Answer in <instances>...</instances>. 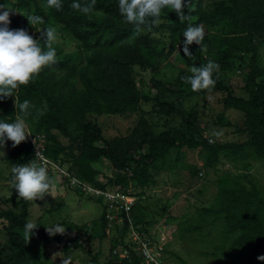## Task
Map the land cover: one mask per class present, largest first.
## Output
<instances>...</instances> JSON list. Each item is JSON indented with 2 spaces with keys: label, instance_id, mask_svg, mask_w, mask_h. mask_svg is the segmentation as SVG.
<instances>
[{
  "label": "trees",
  "instance_id": "16d2710c",
  "mask_svg": "<svg viewBox=\"0 0 264 264\" xmlns=\"http://www.w3.org/2000/svg\"><path fill=\"white\" fill-rule=\"evenodd\" d=\"M203 0H191L190 20L181 21L175 11L165 9L159 18V24L141 25L139 30L126 22L118 8V0H78L81 4H91L93 11L84 13L71 7L73 0H62L60 9L50 7L47 0H17L9 8L11 29H25L29 32L30 22L21 12H33V15L47 13V22L57 25L60 33L77 44L85 52L86 64L78 67L71 53L59 57L61 50H56L55 63L45 66L29 83L19 85L14 91L15 97L0 100V117L9 121L19 113L18 104L30 101L26 121L32 123L33 133L46 139L45 156L73 178L88 187L101 192H108L117 186L125 196L131 182L137 186H146L149 171L164 159L171 150L205 149L207 165L212 167L218 162L220 154L235 158L251 152L258 158H264V67L259 62V47L264 42V0H215L210 9H204ZM0 4H6L0 0ZM7 6V5H6ZM16 8L18 9L17 11ZM14 11V12H12ZM188 23L203 27L209 42H219L216 58L212 59L219 66L227 64L238 55H250L248 75L244 91L247 95L236 97L222 83H215L210 89L198 90L203 93L227 92L223 104L227 109L238 110L245 115L239 133H246L249 139L244 143H215L206 139L195 138L193 132L171 136L169 133L155 134L143 127L132 140V146L116 149L102 134L101 128L89 119V115H119L136 113L142 102L155 101L165 115H177L189 123L188 115L173 102L160 101L157 96L144 95L136 82V69L147 71L154 69L162 51L155 46L151 33L166 30L169 32L171 47L167 56L174 54L179 45L182 54L181 69L175 84L163 87L171 95H177L186 82L183 77L191 75L193 65H199L201 54L189 45L191 57L183 52V31ZM217 28L222 34L213 33ZM41 42L42 39H40ZM45 50L47 45L44 46ZM215 78V76H214ZM216 79V78H215ZM260 79V80H258ZM145 149V151H143ZM35 159L33 145L26 139L13 147V164L26 163ZM107 160L115 176H104L101 166ZM124 173V174H122ZM103 176L100 181L99 177ZM12 181L13 178L11 177ZM104 179L106 182H104ZM12 208L0 205V227L6 232L7 245L0 249V264H51L37 261L29 254L31 244L43 243L61 247L66 258L71 257V249L78 244L88 253L90 264H102L99 254L85 249V243L93 242L89 232L74 223H62L64 233L49 235L39 221L34 223L32 236L26 240L23 236L24 225L30 221V203L20 198L16 189L5 200ZM131 210V209H130ZM203 215L223 216L227 232L239 233L235 241L243 264H264L258 259L264 255V195L255 186L249 189L239 178L222 181L220 192L215 201V208H203ZM125 218L124 229L137 232L141 227L149 229V224L142 216L132 214L131 220L122 209ZM102 227L106 230L107 218L102 216ZM148 231V230H147ZM128 251L131 247L125 246ZM4 250H8L4 254ZM114 260L107 264H147L142 263V256L134 255L133 260L121 259L114 251Z\"/></svg>",
  "mask_w": 264,
  "mask_h": 264
},
{
  "label": "rangeland",
  "instance_id": "374dc122",
  "mask_svg": "<svg viewBox=\"0 0 264 264\" xmlns=\"http://www.w3.org/2000/svg\"><path fill=\"white\" fill-rule=\"evenodd\" d=\"M8 8H13L17 0H3ZM215 0H203L204 9H210ZM29 12L28 16H32ZM43 23L31 25L32 32L40 37V31L45 27H54L56 39L51 46L64 54L74 55V63L81 67L86 64L85 52L74 42L63 36L55 25L47 22V13H41ZM159 24V23H158ZM157 24V25H158ZM213 33L222 34L217 28ZM151 33L155 38V46L162 51L154 69L141 71L136 69V82L140 91L147 96H157L160 101L173 102L187 113V123L177 115L161 113V107L155 101L142 102L136 113L119 115H89L106 138L116 149L132 146L134 135L143 127L155 134L169 133L171 136L184 132H193L195 138L206 139L215 143H244L249 137L239 133L238 128L245 121L244 113L225 108L223 101L227 92L198 93L191 89L188 82L181 87L177 95H171L163 87L175 84L183 69L180 62L183 57L180 46H175L174 54L167 53L171 47L169 32L166 30L154 32L151 29L143 31ZM204 36L202 45L194 43L193 49L199 50L201 60L199 65L206 64L216 58L219 42H209ZM40 40V39H39ZM250 55L238 54L227 64L219 67L214 73L217 83H222L236 97L247 95L244 91L248 75ZM260 66L264 67V42L259 47ZM197 65V66H199ZM264 79V77L260 78ZM258 79V80H260ZM201 91L204 89H200ZM30 134L34 137L32 123L27 121ZM5 156H0V205L12 208L6 204L13 193L12 141H6ZM145 151V149L143 150ZM104 176L114 177L115 172L107 160L101 163ZM54 185L43 199L29 201L30 221L40 222L48 227L52 224L74 223L93 236V242L85 243V249L93 254H99V261L107 264L114 260L115 253L121 259L133 260L136 256L148 250L152 259L158 264H243V260L235 241L239 233H228L227 222L223 216L203 215V208H215V201L220 192L222 181H232L239 178L249 189L255 186L264 195V158H258L251 152L228 158L220 154L218 162L212 167L207 165L205 149L171 150L161 161L149 171L146 186H137L131 182L126 192L134 194L131 200V210L127 213L142 216L149 224V229L143 227L136 234L124 229L121 204L122 199H112L109 196L121 191V186L108 192H101L88 187L67 173L66 169L49 171ZM124 174V173H122ZM103 176L99 180H103ZM104 182L106 180L104 179ZM122 194V193H121ZM21 198V197H20ZM106 214L107 227L103 230L102 216ZM0 227H3L1 225ZM7 245L6 232L0 230V249ZM131 247L125 252L126 247ZM8 250H4L7 254ZM29 254L34 260L51 264H62L66 258L61 247L47 246L43 243L31 244ZM73 264H90L88 253L78 244L71 249ZM126 256V257H125ZM143 257V256H142ZM142 263H145V258Z\"/></svg>",
  "mask_w": 264,
  "mask_h": 264
},
{
  "label": "clouds",
  "instance_id": "9594fccd",
  "mask_svg": "<svg viewBox=\"0 0 264 264\" xmlns=\"http://www.w3.org/2000/svg\"><path fill=\"white\" fill-rule=\"evenodd\" d=\"M17 4V3H16ZM15 4V5H16ZM50 7L60 9L62 0H47ZM191 0H118V8L123 19L133 24L134 28L139 30L141 25L158 24L161 13L165 9L175 11L177 17L181 21L190 20L189 11L187 14L184 9H189ZM14 5V6H15ZM71 7L84 13L93 11L91 4H81L78 0H73ZM18 9L16 8L15 11ZM11 10L6 4H0V100L6 97L14 96V91L19 85L29 83L39 72L45 67L55 63L56 49L51 46L56 39V30L54 27H45L40 31V37L25 29H11L9 27L11 21L9 13ZM14 12V11H12ZM24 17L27 12H21ZM34 29L37 23H43V19L39 15L27 17ZM56 27H58L56 25ZM183 52L191 57L189 45L195 42L202 45L204 40V29L199 24L188 23L183 31ZM42 39L43 42H41ZM47 45L45 50L44 46ZM219 64L213 60H209L206 64L199 66L193 65L190 69L191 75L183 77L188 82L193 91L200 89H210L216 83L214 73L219 70ZM15 97V96H14ZM15 108H17V99L15 97ZM19 113L12 121L4 117H0V156H5L2 150L6 141H12L15 147L24 141L30 134L28 123L25 116L30 108V101L25 99L18 104ZM36 159L29 160L26 163L12 164L11 173L13 178V187L16 189L18 196L29 201L43 199L54 185L53 177L49 174L47 163L41 151H37ZM37 225L32 221H28L24 225L23 236L28 240L33 229ZM49 235L56 233H64L63 225L56 223L46 228ZM264 260V255L258 257ZM71 257L62 260V264H70Z\"/></svg>",
  "mask_w": 264,
  "mask_h": 264
},
{
  "label": "built area",
  "instance_id": "2783aa9c",
  "mask_svg": "<svg viewBox=\"0 0 264 264\" xmlns=\"http://www.w3.org/2000/svg\"><path fill=\"white\" fill-rule=\"evenodd\" d=\"M34 137L32 136L30 139L32 145H33V151L34 154L36 155L37 151H41L44 155V157L46 158L47 163L45 164V166L48 168V171H56V170H61L57 164H55L54 162H52L49 158H47L45 156V143H46V139L43 135L40 134H33ZM35 159L39 162V163H44V161H39V159L37 157H35ZM78 181V180H77ZM79 183H81L79 181ZM82 184V183H81ZM112 199H122L123 201H125L124 204H121V209H123L126 213H128L131 209V203H132V198L125 196L123 194H121L120 192H117L115 195H110L109 196ZM134 234H136L135 231H133ZM125 252H128L127 250H125ZM144 258H145V263L147 264H158L155 262V260L152 259V255L149 253L148 250H146L144 253ZM126 257V256H125Z\"/></svg>",
  "mask_w": 264,
  "mask_h": 264
}]
</instances>
